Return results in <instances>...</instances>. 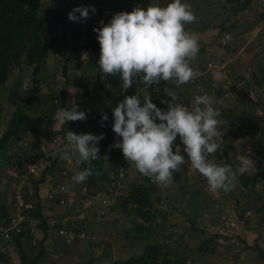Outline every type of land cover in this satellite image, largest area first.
I'll use <instances>...</instances> for the list:
<instances>
[{
	"label": "rangeland",
	"instance_id": "374dc122",
	"mask_svg": "<svg viewBox=\"0 0 264 264\" xmlns=\"http://www.w3.org/2000/svg\"><path fill=\"white\" fill-rule=\"evenodd\" d=\"M170 2L172 0H41L40 13L53 18L55 23V29L52 33L53 46L46 56L45 65L40 75V92L33 100L34 110L27 112L26 123L20 131V135L0 149V154L5 156L0 157V193L4 194V196L0 194V198H5L9 202L14 183L17 182V175H15L17 172L14 164H11L12 161L20 160L23 172L27 169L26 166L29 162L47 161L48 154L53 149L51 145L57 144L62 133L67 131L82 134V130L88 124L91 109H95L97 113L102 115L116 107L114 106V99L118 98L119 94L115 90L108 91L106 88L103 92L104 95L99 93L92 96V84L95 82L96 74L102 75L100 79L105 77V74L99 68L98 61L100 57L89 58L87 55L89 48L85 52L80 51L77 47H83L90 39H96L98 34L93 29L99 27L101 21L105 24L109 23L113 15L117 13L131 12L137 6L146 9L150 4L166 6ZM182 2L190 4L196 15L195 22L185 25V28L190 33L199 35L200 50L197 57L191 62V67L198 70L200 75L198 78L180 86H177L174 80L167 81V91L178 96L176 103L184 100L186 108L189 109L192 108L194 98L197 95L207 94L213 98V107L221 111L222 121L219 127L223 130L221 133L223 143L215 156L212 157L214 161H238L235 156L232 157L234 154L247 155L253 161H259L261 156L264 155V138L258 140V132L264 129V80L262 85L257 87L253 81V76L264 78V17H262L264 15V0H182ZM237 2L241 3L244 8L234 14L232 7L237 6ZM80 6L89 9L94 7L96 12L89 11L87 20L78 23L69 21L68 13L73 8ZM64 67L66 68V77L69 78L72 84H65V75L62 74ZM133 80L136 81L137 76H134ZM247 84H251L252 88L249 89L246 86ZM159 86L160 83L150 85L148 88L145 85L138 86L133 89L130 96L149 94L151 99L157 101L160 109L166 111L167 104L161 103V101L171 102V97L166 93L161 97L158 93ZM233 87L235 89L234 93L230 91ZM73 89L76 90L75 94ZM61 91L64 93L62 96L67 107L62 104ZM31 92L32 68H24L22 72L14 68L7 84L0 89V137L6 130L15 108L26 102ZM85 92L87 95L84 94ZM90 93L91 95H89ZM246 93L249 97L248 103H245L246 99H243ZM73 102L79 105V110L86 112L87 119L85 121H69L65 125L59 126L54 118L51 122L43 116L51 111L56 115L58 108L66 109ZM142 104L141 97V106ZM258 111L261 112L260 115ZM243 130L249 131V143L241 139L240 133ZM53 137H56V143L53 142L54 144L49 141ZM117 140L119 138L115 136L113 142ZM230 144H232L231 150L233 151L224 153L225 148L229 147ZM242 145H247L248 148L242 150ZM119 150L115 148L103 155V158L107 157L103 159L104 166L108 169L107 182L110 183L109 180L116 181V185H109L110 188L115 186L112 195L116 194V198L127 195L131 183L141 181L136 176L138 174L137 169L135 167L133 169L128 168L131 163L126 161L122 152L121 154L116 153ZM238 150L240 153H238ZM175 151L179 152V149ZM73 153L74 157L78 154ZM39 154L41 155L39 156ZM54 156L56 154H53L52 157ZM2 164H4L3 167ZM75 166H77V161ZM4 167L5 170L8 168V173L3 171ZM116 170H119L118 174ZM10 172L13 174H9ZM77 172V170L71 171L70 182L67 180L68 189L75 200L70 208L54 207L55 205L50 202L44 199L41 200L45 210L50 212L53 209L54 211L55 216L49 217L53 218L49 220L51 222H48L51 225L54 223V218L59 217L58 215L63 211H66L69 215L73 211H80L79 216L81 219H85L89 236L85 237V240L79 239L74 242L82 241L79 248L75 249L79 251L80 255L75 262L76 264H84L89 261V255L93 257V260H96L87 264H112L115 260L126 259L127 256L131 257L139 254V252L141 253L145 243L159 238L161 234L164 236L166 232L167 236H164L160 243L171 250V253H175V250L177 253L184 252L182 249L180 251L172 249L170 246L173 243L170 241L173 240V237L179 239V233L182 235L183 232H190L183 230H188V225L191 224L190 217L187 213H184V210L180 211L178 209L180 207L176 204L182 200V194L196 193V190L200 189L201 185L197 183L198 179L193 178V175L187 174L191 176L190 179L186 180V184L191 185V187H186L187 189L185 188L184 192H181L183 189L178 190V187L180 188V185H182V181L174 183L172 188L156 183L159 185L160 190L156 188L152 192V199L159 198L158 201L155 199L153 201L157 210L154 222L152 221L153 232L152 234H143L140 238L142 241H140L132 233L135 226L142 225L143 222L133 214L130 208H128V215L117 208L114 210L106 208V215H99V212L103 211L105 207L101 208L98 196L95 197L96 199H91V201H82L84 195L76 190L73 191L77 189V183L72 181V177ZM2 173L6 175V182H2L4 181ZM189 173H191V170ZM176 190L179 195L173 193L168 195L169 191L174 192ZM28 191L31 192L32 198L34 197L33 201H36L32 185L31 187L29 185ZM99 194L105 195L101 192ZM109 194L111 193L109 192ZM41 196L45 197V193L43 192ZM160 211H164V213H158ZM198 223L200 226L203 225L201 219ZM32 225L36 227L35 223ZM53 230L50 231L53 232ZM37 233L38 235L33 237L36 245L32 243L25 246L28 259L37 256L39 252L37 243L41 239V233L39 231ZM106 239H108L107 244H105ZM128 241H132L133 252L130 250L127 253L122 250V243ZM83 242L87 246H84ZM65 243L69 245V242L65 241ZM112 244L115 245L116 249L112 254V259H100L99 256H96L98 252L104 255L103 250L105 247ZM97 245L99 248L96 247ZM48 246L50 249L52 245L44 242L45 249ZM244 246L241 245L240 249L234 252V256L232 255L233 260H228L229 264L237 263L238 259L235 256L239 255L241 249L245 251L246 247ZM10 249V246L9 249L6 248V254L0 258V264H13V260H19L18 254ZM74 259L76 260V257ZM239 262L242 264L243 261L239 260ZM244 262L246 263V261ZM254 262L255 259L253 258L248 261L249 264H254Z\"/></svg>",
	"mask_w": 264,
	"mask_h": 264
},
{
	"label": "clouds",
	"instance_id": "9594fccd",
	"mask_svg": "<svg viewBox=\"0 0 264 264\" xmlns=\"http://www.w3.org/2000/svg\"><path fill=\"white\" fill-rule=\"evenodd\" d=\"M89 11L95 13L96 9L75 7L68 13V19L75 23L87 20ZM195 20L191 5L182 0H172L166 6L150 4L146 9L137 6L131 12L117 13L109 23L101 21L100 26L93 29L100 45L99 68L106 75L118 74L123 90L132 88L133 77L137 75L147 88L170 80L177 86L186 84L200 75L191 67L200 50L199 35L185 28ZM164 91L171 97V102L161 101L167 104L166 111L152 103L149 94L125 96L113 109L112 130L120 139L112 147L120 149L126 161L140 174L160 185L170 186L174 174L180 172L186 162L185 156L173 149L177 138L184 146L191 167L206 178L212 191H231L238 174L255 170V163L247 155L237 157L240 166L236 170L212 159L223 143V130L219 127L221 111L213 107L211 96H195L189 109L176 103L175 93L166 88ZM86 119V112L79 110L74 102L66 109L58 108L54 117L60 125ZM107 120V114H102V126ZM65 137L67 146L61 149L62 160L72 159L69 149L78 153L80 163L101 159L97 145L105 139L103 134L67 132ZM91 175L93 169L86 167L78 171L72 181L83 183Z\"/></svg>",
	"mask_w": 264,
	"mask_h": 264
},
{
	"label": "trees",
	"instance_id": "16d2710c",
	"mask_svg": "<svg viewBox=\"0 0 264 264\" xmlns=\"http://www.w3.org/2000/svg\"><path fill=\"white\" fill-rule=\"evenodd\" d=\"M40 5L41 0H0V89L7 84V81L10 78V75L12 74L14 68H17L21 72L24 71V68H32V92L26 102L19 104L11 114L10 120L7 124V128L0 137V149H2L4 146H6V144L11 142L13 139H16L20 135V131L23 129V126L26 123L25 118L27 112L34 110L33 100L40 92V75L42 74V70L45 65L46 56L53 46L52 33L55 29V23L53 18L40 13ZM243 8L244 7L241 6V3L237 2V6L232 7V12L236 14L238 13V11H242ZM262 17H264V15ZM77 48L80 51L85 52L89 48V50H87V55L89 58L100 57V45L98 43L97 37L94 40L90 39L88 43L83 47L80 46ZM62 74L63 76L65 75V84H72L70 83L69 78L66 77L65 67ZM96 77L99 78V80H97ZM96 77L95 82L92 84V96H96V94L98 95L99 93L101 95H104L103 92L106 88L108 91L115 90L117 91L119 96L118 98L116 97L114 99V106H117L118 103L122 102L125 96H130V93L133 92L134 88L144 85L140 75H137L136 81L133 80L132 88H129L127 90L122 89L123 81L120 79V76L118 74H105V77H103V79H100L102 75H99V73H97ZM263 80V77L259 78V76H253V81L256 83L257 87L262 85ZM166 83L167 82L161 81L160 86L158 87V93L161 97L166 93L164 91L166 88ZM246 86L249 89L252 88L251 84H247ZM230 91L234 93V87ZM63 94V91H61L60 98L63 106L67 107V105H65L66 103L64 102V97L62 96ZM84 94L87 95L86 92ZM89 95H91V93ZM248 98V93H246L245 98H243L244 100L246 99L245 103H248ZM153 100L154 104L158 108H160L157 101H155V99ZM177 103L184 106L186 105V102H184V100L180 102L177 101ZM106 114L108 116V120L106 122H103L102 126V115L97 113L95 109H91L89 113L88 124L82 130V134L96 135L97 133L102 132L107 137L108 142L106 141V143H110L111 145H113V140L116 136V134L112 130L114 123L113 110L108 111V113ZM43 116H45L47 120H50L52 122L55 114L51 111L50 113H45ZM109 122L112 123V126L110 127H108ZM59 126L62 125L59 124ZM245 132L248 133L249 131ZM258 133V140L259 138H264V129L259 131ZM51 139L52 140L49 141L53 143V140H55V138L53 137ZM64 142L65 141L62 140L61 144L58 145V148H60L64 144ZM106 143L97 145L100 149V160L80 163L78 154L74 159L75 164L77 161V166H75L76 168L73 167L75 168L73 169V171H82L86 167H91L93 169V175H91L85 182L79 184L81 186L79 192L81 191L82 187H85V195L88 196V198H92L100 192L105 193V195L108 194L109 196H112V190H114L115 186L110 188L109 185H116V181L109 180L110 183L107 182L108 169H106L104 166L103 155L110 151L106 150L105 147H103V145L105 146ZM53 146L54 145H51V148H53ZM183 148L184 146L182 142L179 138H177V140L173 144V149L174 151L176 149H179L180 154L185 156V163L190 164L186 153L183 151ZM231 148L232 144H230L229 147L227 146L225 148L224 153L230 151ZM70 153L71 150H69V154ZM116 153L121 154V152L119 151H116ZM40 155L41 154H39V156ZM2 156L5 157L4 155L0 154V157ZM58 157H60V155ZM58 157L53 159L52 157L48 156L46 161V168L41 173H39V175H35L34 178H32V180L29 182L33 186V192L36 200L34 209L30 213V219L32 221L34 220L36 224L35 228L39 229V231L41 232V239L37 243L39 245V252L37 256L33 257L32 259H28L27 251H25V246L32 243L33 245H36L33 238L34 234L30 232L28 223H24V226L19 234L12 236L11 240L8 242V245L11 247V249L14 250V252L18 254L20 264H38L43 254L45 253L44 242L48 238L49 232L52 229L57 230L62 226L69 227L74 223V225L79 227L74 230L75 232L82 231L84 232L86 238L89 236V231L87 229V225L85 224V219L75 218L80 212L78 210V212L73 211L71 215L67 214L66 211H63L62 214L58 215V219H56V221H54L52 225L48 223L47 218L44 216L43 205L41 204L39 198L41 195L37 193L38 186L43 184L47 178L50 180V178L54 175L52 171L59 165V162L57 161H59L60 159ZM263 159L264 155L259 159V162L257 163L255 170L253 171L252 177L249 178L246 177L245 174H238L241 186L250 192L253 191L255 181L262 172L261 161H263ZM11 164H14L17 176L23 173V171L21 170L22 166L20 160L14 162L12 161ZM116 173L118 174L119 170H116ZM137 173L141 178V182L131 183L129 193L127 195L121 196L120 198H115L114 202L109 205L107 209L114 210L117 208L124 212L125 215H128V208H130L133 211V214L143 222L142 225L135 226L132 233L133 236L139 237L145 233L152 234L154 222L153 220L155 218V215L157 214V210L154 206L153 201L154 199L158 201L159 198L155 197L152 199V192H154L156 189V182H154V179L144 177L138 171ZM180 181V176L175 173L173 176L172 184L179 183ZM180 189H183V186H180ZM109 192L111 194H109ZM29 196V199L34 198H32L31 195ZM82 201L84 202V199ZM74 203L75 200L71 205L68 204L67 206H62L59 205L58 201L56 200L52 205H55L54 207L70 208ZM257 211L263 212L264 216V203H261ZM8 216L9 213L6 210L5 205L0 204L1 225H7ZM67 216L69 218L68 220L61 221V217L62 219H64ZM192 224L193 223H191V226L193 228L194 225ZM89 239L91 238L89 237ZM210 242V239L204 240L198 247V251L208 253L210 251V248H208ZM5 254L6 250H0V258L4 257ZM259 256L264 260L263 251L259 253ZM87 263H90V261H86L84 264ZM112 264H181V261H179V259L173 258L170 250L166 248V246L162 243L158 241H150L143 245V250L141 253L133 255L126 259L115 260L112 262Z\"/></svg>",
	"mask_w": 264,
	"mask_h": 264
},
{
	"label": "crops",
	"instance_id": "0c3cea01",
	"mask_svg": "<svg viewBox=\"0 0 264 264\" xmlns=\"http://www.w3.org/2000/svg\"><path fill=\"white\" fill-rule=\"evenodd\" d=\"M258 113L260 115L261 112L258 111ZM66 132L67 131L62 133V136H59L57 144L53 146L51 152L49 151L50 153L48 154V156L52 157L53 154H56V156L52 157L53 159H55L60 155L61 149L67 146L66 145L67 141L65 137ZM240 135L242 136L241 137L242 141L249 143L250 140L249 133H246L243 130L240 133ZM62 140L65 142L60 148H58V145L61 144ZM242 146H243L241 148L242 150L248 148L247 145H242ZM232 151L233 150H230L228 152H232ZM238 153H240L239 150ZM238 155L240 154H236V155L234 154L232 155V157L235 156L236 159ZM58 158L60 159V160L58 159L59 161H57L59 162V165L52 171L53 173H56L61 169H64V165L63 164L61 165L62 159L60 157ZM214 162L219 163L221 165L224 164L230 165L233 168V170H236L240 166L239 161H214ZM253 162L255 163V165H257L259 161H253ZM30 163L31 162H29L26 168L30 166ZM3 166L4 164H2V167ZM134 167L135 166L133 164H130V167L128 168L133 169ZM261 168H262V172L255 181L252 192L248 191L247 189L241 186L238 175H237V179L234 181V187L232 188V190L225 192L222 189L212 191L207 184L206 178H204L201 174H199L197 170L192 168L191 164L185 163L182 166L181 171L178 172L177 174L180 176V179L182 181V185L180 186H183V191H181L179 187L178 190L184 192V189L186 187L187 188L191 187V185L188 186L186 184L187 182L186 180L190 179L189 177L191 175H193V178L198 179L197 183H199L201 186L200 189L196 190V193L185 194V195L182 194L181 195L182 200L180 201V203L176 204L177 206L180 207L178 208L180 211L184 210V213H187L189 215L190 217L189 221L193 223L192 225L194 226L192 228L191 224H189L188 230L183 229L185 231H190L189 233L183 232L182 235H180L179 233L178 234L180 237L179 239L177 237H173V240L170 241L171 243H173L170 246L172 249H178L179 251L180 249H182L184 251L183 253L182 252L177 253L175 250V253H171L172 251L170 250V253L173 256V258L179 259V261H181V264H229L228 260L231 261L233 260L232 255L234 254V252H236L237 249H240L241 245H245L244 246L246 247L245 251L241 249L240 252L238 253L239 255L235 256L238 259L237 263L235 264H239L240 263L239 260L243 261L242 264H249L248 261L251 258L255 259L254 264H258V263L264 264V260L261 259L259 256V253L261 251L264 252V216H263V212L257 211L261 203H264V161H261ZM190 170L191 173H189ZM3 171L8 173V168H6L5 170L4 167ZM71 171H73V168L71 169ZM71 171H69L68 176L66 178L69 182L71 177L70 175ZM11 173L12 172H10L9 174ZM2 174H3L2 176H4V181L2 182H6V175L5 173ZM187 174H191V175L189 176ZM15 175H17V173ZM136 176L138 179L141 180L138 174H136ZM245 176L249 178L252 177L253 171L246 173ZM47 180L48 178L44 181L43 184L38 186L37 193L39 195H42L43 192L46 193V191L48 190ZM79 184L80 183H77V189L73 190L71 187L70 188L73 191L76 190L77 192H79L81 187ZM173 186L174 184H171L169 187L172 188ZM156 188L160 190L158 184H156ZM171 193L178 194V191L177 190L174 192L169 191L168 195ZM0 194L4 196V194L2 193ZM0 204H4L8 213L10 212L11 200L8 202L6 201L5 198H0ZM43 212L48 222H51L49 220L53 218H49V217L55 216L53 209L50 212H48L47 210L44 209L43 206ZM158 213L161 214L164 213V211L163 212L160 211ZM56 219H58V217L54 218V221H56ZM200 219L203 222L202 226H200L198 223ZM62 220L64 219H61V221ZM231 223H234V226H230ZM157 227H159V225H157ZM37 230L39 231V229L36 228V232L34 236L38 235ZM164 236H167V232L164 233ZM164 236L163 234H161L159 238H155L153 241L162 242V238ZM141 237L142 236L138 237L140 241H142L140 239ZM93 238L96 239L95 237ZM207 239L211 240L210 245L208 246V248H210V251L208 253L199 252L198 247L201 245V243L204 240ZM45 242L50 243L52 246L49 249L50 246L49 245L47 247L48 249L47 248L45 249L46 250L45 254L42 256L38 264H76L75 262L80 257L78 253L79 251H76L75 249L79 248L82 241L77 243H74L75 242L74 241L73 243L67 245L65 243V239L60 236H57L55 234V230H53V232L51 231L49 232L48 238L45 240ZM107 242L108 239H106L105 244H107ZM8 244H9L8 242L6 243L4 242V240L0 239V249L4 245H6L7 249H9ZM82 244H84V246H87L85 245V242H83ZM122 246H123L122 250L124 252L129 253L130 250L131 252H133L132 241L131 242L128 241L126 243L123 242ZM96 247L99 248L98 245ZM13 251L14 250L12 249V252ZM114 251H116L115 245L112 244L108 247H105V249L103 250L104 255H101V253L99 254L98 252L96 256H99L100 259L105 258L109 260V258L112 259L113 256L112 254L114 253ZM74 257H76V260L74 259ZM88 258L89 261L92 263L95 262L96 260V259L93 260V257L91 255H89ZM244 261H246V263ZM19 262L20 261L17 259L13 260V264H20Z\"/></svg>",
	"mask_w": 264,
	"mask_h": 264
},
{
	"label": "built area",
	"instance_id": "2783aa9c",
	"mask_svg": "<svg viewBox=\"0 0 264 264\" xmlns=\"http://www.w3.org/2000/svg\"><path fill=\"white\" fill-rule=\"evenodd\" d=\"M123 93V91H122ZM152 103H154V100L151 99ZM112 126V123H108V127ZM103 134L102 132L97 133L96 135H101ZM104 135V134H103ZM105 136V135H104ZM107 141V137L105 136V139L101 140L99 144H104ZM54 143H56V140H53ZM108 142V141H107ZM222 144V143H221ZM221 146V145H220ZM106 150L112 151L115 148L112 147L110 143H106L105 146ZM71 150V149H69ZM119 152H121L119 150ZM73 151L71 150L70 155L72 156V159L70 161H61V165H64V169H61L60 171L54 173V175L48 179V190L45 193V197H39L40 201L45 200L53 204L56 200L58 201L59 205L62 206H67L68 204H72L74 202L73 199V194L69 191L68 189V183H67V176L69 171L74 167L75 164V157L73 156ZM240 156V155H238ZM237 156V157H238ZM236 157V159H237ZM47 166L46 161H34L33 163L30 164V166L23 172L21 173L13 186V190L11 192V209L9 212L8 216V223L7 225H1L0 224V239L4 240L5 242H9L12 238L13 235H17L21 232L24 223H28V228L30 229L31 233L36 232V228L32 225L34 224V220L32 221L30 219V213L34 209L35 201L33 199H29V195H31V192L28 191L30 181L34 176L39 175ZM84 196V201H88L91 199H96L95 197H99V202L101 208L105 207L103 211L99 212V215H106V208L111 205L115 198L116 194L112 196H107V195H99L97 194L96 196L92 198H88V196L85 195L86 193V188L82 187L80 191ZM112 198V199H110ZM41 204L43 205L42 201ZM76 219H80L81 217L79 214L75 217ZM69 218L66 217L65 220H68ZM34 222V223H33ZM74 226V227H73ZM230 226H234V223H231ZM76 228H79L78 226L74 225V223L69 226H62L59 227L57 230H55V234L57 236H60L65 239V241L70 243H73L76 240H82L85 238V234L82 231L75 232L74 230ZM7 246L4 245L1 247L2 250H6Z\"/></svg>",
	"mask_w": 264,
	"mask_h": 264
}]
</instances>
